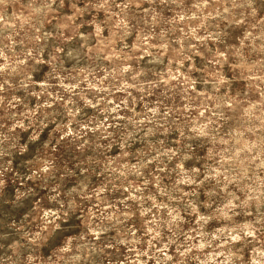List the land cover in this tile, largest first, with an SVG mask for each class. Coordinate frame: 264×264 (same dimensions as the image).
<instances>
[{
	"label": "clouds",
	"instance_id": "9594fccd",
	"mask_svg": "<svg viewBox=\"0 0 264 264\" xmlns=\"http://www.w3.org/2000/svg\"><path fill=\"white\" fill-rule=\"evenodd\" d=\"M0 264H264V0H0Z\"/></svg>",
	"mask_w": 264,
	"mask_h": 264
}]
</instances>
